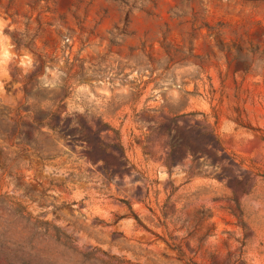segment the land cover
<instances>
[{
	"label": "rangeland",
	"instance_id": "1",
	"mask_svg": "<svg viewBox=\"0 0 264 264\" xmlns=\"http://www.w3.org/2000/svg\"><path fill=\"white\" fill-rule=\"evenodd\" d=\"M0 264H264V0H0Z\"/></svg>",
	"mask_w": 264,
	"mask_h": 264
}]
</instances>
